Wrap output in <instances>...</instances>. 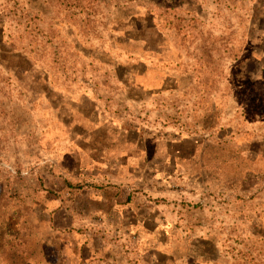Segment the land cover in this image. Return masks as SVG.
Returning a JSON list of instances; mask_svg holds the SVG:
<instances>
[{"label": "rangeland", "instance_id": "rangeland-1", "mask_svg": "<svg viewBox=\"0 0 264 264\" xmlns=\"http://www.w3.org/2000/svg\"><path fill=\"white\" fill-rule=\"evenodd\" d=\"M0 264H264V0H0Z\"/></svg>", "mask_w": 264, "mask_h": 264}, {"label": "trees", "instance_id": "trees-1", "mask_svg": "<svg viewBox=\"0 0 264 264\" xmlns=\"http://www.w3.org/2000/svg\"><path fill=\"white\" fill-rule=\"evenodd\" d=\"M65 187L67 188V192L71 194V196L75 197L80 194L84 189H88L87 185L75 184L70 181L64 182ZM10 220H8L9 222Z\"/></svg>", "mask_w": 264, "mask_h": 264}, {"label": "crops", "instance_id": "crops-1", "mask_svg": "<svg viewBox=\"0 0 264 264\" xmlns=\"http://www.w3.org/2000/svg\"><path fill=\"white\" fill-rule=\"evenodd\" d=\"M66 181H69V180H66ZM66 181H64V182H66ZM71 182V181H70ZM73 183V182H72ZM75 184H77V183H75ZM93 188H97V189H99V190H107V189H105V187L104 186H94ZM91 189V188H90ZM154 202L155 203H159L160 202V200L159 199H156V200H154Z\"/></svg>", "mask_w": 264, "mask_h": 264}]
</instances>
